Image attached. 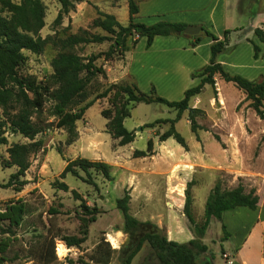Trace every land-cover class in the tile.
<instances>
[{
	"label": "rangeland",
	"instance_id": "obj_1",
	"mask_svg": "<svg viewBox=\"0 0 264 264\" xmlns=\"http://www.w3.org/2000/svg\"><path fill=\"white\" fill-rule=\"evenodd\" d=\"M40 1L44 7V26L39 30V35L46 38V42L40 53L23 51L26 59L18 66V72L25 77L34 76L37 80H44L52 72L51 59L63 51L62 42L68 35L78 34L82 28L91 33L105 32L91 26L92 20L87 19L86 12H82L80 18H73L70 11L55 22L61 5L57 0ZM9 2L18 4L20 0H4L3 4ZM3 4L0 3V16L11 18L12 13ZM246 5L247 0H242V6ZM260 5L259 2L258 7ZM117 18L121 24H127L125 8L117 10ZM241 18L244 19L238 15V20ZM235 19L236 15L233 21ZM204 29L208 30L205 26ZM198 35L205 40L208 38L204 31ZM133 39L129 38L128 45ZM113 40L79 44L71 49L83 58L97 56L93 64L105 71V76L97 74L89 80L85 90L86 99L81 105L109 85L106 72L113 69L118 64L115 61L121 58L111 47ZM252 42L262 48L259 47L257 61L253 57ZM209 51L210 48L204 43L195 50V54L189 49L180 51L171 55L172 63L167 66L153 64V56L158 53L156 49L143 64L137 61L136 56L132 62V55L128 52L125 59L128 68L125 66L123 77L125 81L132 80L143 92L148 93L154 87L157 95L176 101L182 98L183 87L193 86L186 68L197 70L207 64ZM220 59L224 69L231 74L250 80L264 78V47L257 38L252 40V35L244 36L230 31L228 45L218 55L217 61ZM128 72H131L129 76L132 74L134 77H127ZM169 79L173 83L168 84ZM217 87L223 100L219 99ZM215 88L214 94L213 88L205 84L189 102V106L201 110L195 117L200 126L197 129L199 140L191 131L188 110L183 111L174 124L176 131L185 139L186 148L173 138H170L172 143L159 140V136L169 128V122L146 126L155 120L173 119L176 116L175 109L161 103L128 104L130 116L124 119L123 125L134 131L135 138L133 142L120 146L118 139L107 132L106 123L114 110L119 108L124 95L113 96L114 92H111L110 97L97 99L75 122L72 131L56 126L57 118L49 114L51 103L47 102L40 115L32 117V121L41 129L35 137V140H41V149L30 154V166L21 178L25 184L19 191L5 186L10 174L16 170L14 166L6 167L9 156L7 149L12 144H26L29 140L7 130V143L0 145V211L10 202L20 200L25 204V212L17 226L9 225L7 220L0 222V240L8 238L5 251L0 252L4 258L0 264H121L124 254L120 250L128 246L131 238L122 228L123 218L115 200L125 192L130 196L129 213L140 221L150 220L157 224L158 220L166 221L169 210L178 206L180 188L184 198V190L190 181L191 209L196 221L202 220L204 199L217 180L221 181L224 189L233 188L238 183H242L246 190L263 185L264 120L249 107L244 93L232 82L218 76ZM215 135L219 137V142ZM149 138L153 142L150 153L135 157L134 150L145 151ZM76 159L105 162L109 166L110 178H104L101 172L93 168L86 174L77 166L74 168L78 176L70 173L61 175L66 164ZM60 184H65L67 189H61ZM167 192L170 194L167 195ZM81 203L87 209L81 207ZM260 214L264 217V203L260 206ZM219 235L221 227L213 219L206 233L205 244L210 247L215 264H223L217 239ZM80 238H83V242L79 245H67ZM155 263L154 253L147 243L143 244L131 262Z\"/></svg>",
	"mask_w": 264,
	"mask_h": 264
},
{
	"label": "trees",
	"instance_id": "obj_2",
	"mask_svg": "<svg viewBox=\"0 0 264 264\" xmlns=\"http://www.w3.org/2000/svg\"><path fill=\"white\" fill-rule=\"evenodd\" d=\"M61 5L55 18L57 22L62 15L68 14L75 8V3L84 0H57ZM260 0H247V5L242 6V0L238 2L239 12L249 11L254 16L259 7ZM4 3V0H0ZM12 13L11 18L0 16V145L7 143L5 133L20 134L29 140L26 144L15 143L8 149V160L6 167L14 166L15 172L11 173L6 187H13L19 191L25 180L21 179L25 171L30 166L29 156L31 153L41 149V140H35L41 129L32 121L34 115H40L41 110L47 102L51 103L49 114L57 118L56 126L67 128L72 131L77 120L83 117L84 112L97 99L110 97L119 94L124 95V99L115 109L113 115L106 123L107 132L118 139L120 146L132 142L135 138L134 131L128 130L123 121L130 116L129 103H161L176 110L173 119L155 120L146 126L153 127L158 122H169V128L159 136L160 141L173 138L180 146L186 148L185 139L176 131L174 124L180 119L183 111L188 110L191 131L199 140L197 129L200 127L195 121L201 110L189 106L190 100L197 96L205 84H209L216 93L215 76L221 77L226 82H232L240 89L249 102L255 114L264 120V78L259 80H248L241 75L231 74L224 70L222 64L217 61L218 55L224 51L228 45L229 29L224 30L222 38H218L209 30L201 28L204 34L211 39L210 58L207 64L200 69L191 72L192 78H198L199 82L184 90L183 96L179 100H168L156 94L154 87L150 91L143 92L131 81H120L109 83L108 87L98 93L93 99L81 105L85 99L86 86L90 79L97 74L105 76V71L101 67H96L93 61L97 56L83 58L73 52L72 47L79 44L102 43L113 38L111 47L122 55L133 46L140 37L146 38V46H150L155 36L182 35L186 27L183 23H173L159 21L151 25L134 22V15L138 12V6L134 0H128V23L122 25L114 15L96 11L97 16L92 20L91 26L99 28L105 34L91 33L87 29H80L77 34L68 35L62 42L63 51L58 52L50 62L52 72L44 80H37L34 76H22L18 72V66L22 64L26 56L24 50L32 53H40L45 45L46 38H41L39 30L44 26V7L40 0H20L18 4H3ZM253 7V9H252ZM253 34L264 44V30L256 27ZM135 37V38H134ZM129 38H134L131 45H128ZM201 41L199 35L193 36V45ZM253 57L257 59L260 53L258 45L252 42ZM86 60V61H85ZM105 110L102 113H105ZM219 142L217 135L214 136ZM71 142V141H70ZM153 142L149 138L146 150H134L135 157L147 156L152 150ZM77 166L86 174L90 168L98 170L109 179V166L102 161H88L86 159H76L69 161L61 175L70 173L78 176ZM60 188L66 190L65 184H60ZM192 181L187 183L184 190L183 214L187 219L188 227L193 234V238L187 242L179 243L167 239L162 228H159L150 220L140 221L129 213L128 202L130 196L127 192L122 197L115 200L116 207L120 210L123 218V230L130 234L131 241L128 246L120 250L122 256L121 264H130L134 256L140 251L144 243L151 248L154 253L155 264H201L198 256L206 252L208 247L203 243L204 237L211 218L221 221L222 215L238 206H246L255 210L258 202V195L254 187L246 190L242 183H238L230 189L222 188V183L217 180L209 190L204 204L203 218L197 222L192 214V196L190 188ZM81 207L87 209L85 204ZM25 212L23 202L14 201L6 205L0 211V222L7 220L9 225L17 226L22 220ZM84 219V218H82ZM94 219V218H93ZM225 226L221 225V238L229 237ZM2 241V242H1ZM83 238L69 242L67 245H79ZM8 243V238L0 240V252H4ZM4 261L0 256V263Z\"/></svg>",
	"mask_w": 264,
	"mask_h": 264
},
{
	"label": "crops",
	"instance_id": "obj_3",
	"mask_svg": "<svg viewBox=\"0 0 264 264\" xmlns=\"http://www.w3.org/2000/svg\"><path fill=\"white\" fill-rule=\"evenodd\" d=\"M134 1L138 6V12L134 15V22H139L146 25H151L159 21H167L173 23H183L186 26L196 25L200 26L201 28L205 26L208 30L210 29L209 31L216 35L218 38H222L224 30L229 29L232 33L235 34L242 33L244 34V36L252 35V40H254V38H257L253 34L254 28L259 27L264 30V0H260V4L262 5H260L259 7L261 8L258 9L257 13L254 16H251L249 11H245L242 13L239 12L237 6L240 0ZM119 8L126 9L128 21V0H84L75 3V8L74 11H72L71 17L80 18L82 17L81 13L86 12L88 16L87 19L93 20L94 18H92V16H97L96 11L99 10L101 12L114 15L118 20L117 10ZM235 15L236 19L233 21ZM238 15L244 17V19L241 18V20H238ZM243 22L244 24H242ZM245 26L246 28L244 29ZM249 27H253L252 30L246 31ZM216 30L218 31L216 32ZM140 41L142 42L139 46L138 43ZM192 42L193 36L183 33L182 35H158L153 38L151 45L147 47L146 38L140 37L137 39L136 43L130 47L129 50L125 51L121 55V58L119 60L115 61L118 62V64H116L113 69H110L108 70V72H106L108 81L109 83H116L126 80L123 77L125 74L122 72L125 66L128 68V66L125 64L126 53L128 52L130 53V56L132 55V62H134L136 56L138 57L137 61H139L140 64H143V61L151 56V53H154L156 49L158 50V53L157 55L153 56V64L167 66L172 63L171 55L178 54V52L187 49L193 51V54H195V50H197L203 43L206 47L210 48V44L212 41L208 37L206 38V40L201 38V41L197 45H193ZM261 45H263L264 47V44L262 42ZM135 52L137 53L135 54ZM161 53L163 54L161 55ZM173 58L174 60H176V56H174ZM257 60L258 58L256 59V61ZM218 61L221 63V59ZM179 64L183 66V64ZM193 71L194 70L191 68H186V73L189 74V77L193 80L194 86L199 82V79L191 77V72ZM119 73L121 74L119 75ZM130 73L131 72H128L127 77H134V75L132 74L131 76H129ZM217 77L218 76L214 77L215 84H217ZM171 83L173 82L169 79L168 84ZM168 87L171 88L173 86ZM187 88V86L183 87L182 92H184V90H186ZM217 89L219 99L223 100L219 92V87H217ZM166 141L172 143L170 138L166 139ZM181 190L182 189L180 188V192L178 194L179 196L177 197L178 206L169 210V213L167 215L168 219L166 221L163 222L162 220L160 222V220H158L156 224L159 228L164 229L167 239L174 240L179 243L187 242L193 238V234L188 227L187 219L182 212L184 198L182 197L183 191ZM256 193L258 195V202L255 210H251L246 206H238L230 211H226L222 215L221 221L217 220L216 218L210 219V222L213 219H216L220 227L223 224L226 231L230 234L229 237L224 240H220L221 235L217 237L222 252L223 264H264V217H262V215L260 214V206L264 203V184L256 189ZM168 194L170 193L167 192V195ZM206 198L204 199L203 205L205 204ZM202 218L203 215L201 216V219ZM210 222L206 233H208ZM206 233L202 238L204 244ZM207 247V251L198 256L199 261L201 264H215L214 256L210 252V247L208 245ZM140 251H138L136 256ZM136 256H134L133 259H135Z\"/></svg>",
	"mask_w": 264,
	"mask_h": 264
},
{
	"label": "water",
	"instance_id": "obj_4",
	"mask_svg": "<svg viewBox=\"0 0 264 264\" xmlns=\"http://www.w3.org/2000/svg\"><path fill=\"white\" fill-rule=\"evenodd\" d=\"M201 30V27L200 26H196V25H189V26H186L182 33L183 34H186V35H191V36H194V35H197ZM140 129V127H139Z\"/></svg>",
	"mask_w": 264,
	"mask_h": 264
},
{
	"label": "bare ground",
	"instance_id": "obj_5",
	"mask_svg": "<svg viewBox=\"0 0 264 264\" xmlns=\"http://www.w3.org/2000/svg\"><path fill=\"white\" fill-rule=\"evenodd\" d=\"M119 234H117L116 236H118Z\"/></svg>",
	"mask_w": 264,
	"mask_h": 264
}]
</instances>
